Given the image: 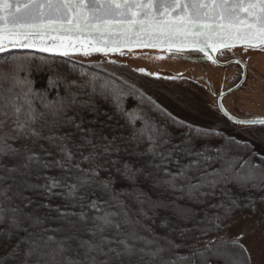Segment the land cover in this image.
Segmentation results:
<instances>
[{
    "label": "snow or ice",
    "instance_id": "obj_1",
    "mask_svg": "<svg viewBox=\"0 0 264 264\" xmlns=\"http://www.w3.org/2000/svg\"><path fill=\"white\" fill-rule=\"evenodd\" d=\"M68 36L102 45L81 42L86 56L124 55L122 46L132 44L170 50L179 44L174 57L188 46L207 56L217 41L225 49L239 42L245 51H264V0H0V53L46 45L40 50L68 57L81 51L57 39ZM45 68L48 88L38 90L31 75ZM50 91L57 92L52 99ZM133 94L139 104L128 110L125 100ZM98 99L110 105L112 115L100 111ZM219 110L236 124L264 125V117L230 116L222 103ZM152 112L186 127L184 139L172 143ZM101 116L123 118L130 133H118L123 126L102 122ZM213 137L221 143L196 146L197 140ZM39 140L48 147L40 144L37 151ZM18 141L31 145L17 147ZM6 159L14 163L9 166ZM53 168L61 175H43ZM34 175L44 182L33 183ZM119 180L127 187L118 189ZM143 181L150 182L154 195ZM25 192L47 199L41 206L64 220L70 234L50 235L64 229H51L50 217L26 211L33 198ZM255 192H264V136L257 146L177 121L127 80L92 75L77 82L28 57L0 60V246L7 248L0 264H252L249 249L240 243L245 234L229 238L228 222L241 208L256 212L257 203L264 206V196L254 197ZM54 197L65 203L53 207ZM81 226L87 239L77 235ZM73 251L75 256L69 255Z\"/></svg>",
    "mask_w": 264,
    "mask_h": 264
},
{
    "label": "rangeland",
    "instance_id": "obj_2",
    "mask_svg": "<svg viewBox=\"0 0 264 264\" xmlns=\"http://www.w3.org/2000/svg\"><path fill=\"white\" fill-rule=\"evenodd\" d=\"M230 55L242 58L247 64L249 73L243 86L225 97V106L240 119L264 117V51L253 49L245 51V48H234L230 50ZM83 59L89 61L111 59L126 63L135 71L143 68L145 72L157 73L160 82L149 80L147 77H139L140 81L137 83L134 80V83H137L136 85L150 94L157 103L174 110L180 116L186 110H205L202 102L210 103L212 99L206 94L202 95L201 90L203 89L200 87L191 84L186 85L185 80L180 75H176L175 72L187 67L195 75H203L212 85L214 91H220L224 85H227L234 72V69L228 66L220 67L215 64L187 62L162 54L132 53L111 55L106 58L90 55ZM176 61H181L186 65H181ZM167 77H175V79H166ZM196 117L203 121L201 116ZM212 128L227 136H233L237 140L247 141L257 146L260 145V138L264 136V125H240L222 119L220 124L212 126ZM255 206L257 208V204ZM228 223L230 225L228 229L229 238L244 233V238L240 243L249 249L252 264H264V213L258 208L256 212H252L251 209L248 212L239 211Z\"/></svg>",
    "mask_w": 264,
    "mask_h": 264
},
{
    "label": "trees",
    "instance_id": "obj_3",
    "mask_svg": "<svg viewBox=\"0 0 264 264\" xmlns=\"http://www.w3.org/2000/svg\"><path fill=\"white\" fill-rule=\"evenodd\" d=\"M12 57H28L31 60H34L35 63H37V64H39L41 62H44L45 65L51 64L54 67H58L61 72L66 73L68 75L69 79L75 80L77 82H81L82 79H86L87 77H90L92 75H97L99 77H104V78H116L118 80V82H121L122 80H127L129 82V84H135L134 80L138 83V81H140L139 77H144V78L147 77V78H149V80L160 82V80H157L156 78L147 76V74H145V73H140L138 71H135L134 69H132L129 66L124 65L120 62H117L116 64H110L107 62L108 60H99V61L93 62V61H88V60L82 59L80 57H53V56H46V55H41V54H36V53H26V52H5L3 54H0V60L11 59ZM82 73H86L87 76L82 77L81 76ZM113 74H115L114 77H113ZM31 78L33 80L34 88H36L38 90H44V89L48 88L49 72L47 71L46 68L44 71H41V72L34 71L31 75ZM136 86L138 89L142 90L147 95H150L147 92H145L140 86H138V85H136ZM47 95H48V99H52L57 95V92L56 91H50L47 93ZM97 103H98V106H99V109L101 112H108L109 115H112V110H111V107L108 103H105L103 100H99V99H98ZM138 104H139V100L135 94L128 96L125 100V107L128 110H132V109L136 108V106ZM159 105L162 108L166 109L168 112L172 113V116L175 117V119L177 121H184L185 124L190 123L186 119L181 118L180 115H177V113L174 110L167 108V107H164L161 104H159ZM37 106L39 107V102H37ZM150 114L153 116V118L158 123L166 125L168 132L171 134L172 143H179L182 139H184L183 133L188 131V129L186 127L181 126L180 124L175 123L172 120L167 119L165 116H163L159 113L152 112ZM89 118H91V116H89ZM100 120L102 122H105V121H107V118L104 116H101ZM107 123L111 124L112 126L122 125L123 128L118 127L117 132L118 133L122 132L123 135H125V136H127L131 131V129L125 124V121L123 120V118H121L119 116H113L112 121H107ZM196 126H198V125H196ZM37 127H39V125H37ZM97 127H99V125H97ZM137 127H139V124L137 125ZM198 127H200V126H198ZM201 128L210 129V128H206V127H201ZM211 129H213V128H211ZM108 131H109V129H105V132H108ZM47 134H48L47 130H45L44 135H47ZM225 136H227V135H225ZM238 141H240V140H238ZM205 142H207L209 144V146H216V145H219L221 143V139L219 137H213V138L207 139L206 141L205 140H197L196 146L200 147ZM21 143H29L31 145V141H18V142H15V146L19 147ZM40 144H44L45 148L48 147V144L46 141L39 140V141H37V143L35 145V148L37 151H39V145ZM240 151L243 152V149H241ZM41 155H43V153H41ZM245 157H246V155H245ZM56 158H58V157H56ZM4 162L9 164V166H11V164L14 163V161L7 160V159ZM180 162L186 163L187 161L184 159H181ZM253 162L257 163V164L260 163L259 159L258 158L256 159V157L253 158ZM141 163H144V161L141 160ZM171 167H172V170H175V165H172ZM43 175L59 176V175H61V172L59 169L53 168V169L44 170ZM30 179L32 180L33 183H43L44 182L42 177L40 180H37L35 175L33 177H31ZM9 183H11V181H9ZM141 186L146 191H149L150 195H154V193H152V191L150 190V182L149 181H143ZM116 187L118 189L119 188H125V187H127V184H126V182L119 180L116 184ZM263 193L264 192H255V193H253V196L258 198L260 196H264ZM25 195L26 196H32V198H33V203L26 208V211L32 212V213L39 215V216H42V217H44V216L50 217L46 221V226L51 228V229H56V228L64 229V231H61V232H56V233L50 232L49 233L50 235H56L57 238H60L63 235L70 234V230H68L67 224L64 222V220L56 218L57 214L55 212H50L48 209L41 206L43 204L49 203V201L47 199H44L43 197L38 196V195L31 193V192H25ZM237 195H240L242 197L243 195H246V194L237 193ZM104 199H107V197H104ZM17 203H19V201H17ZM50 203L53 207H55L57 205H63L65 203V201L60 197H54L50 201ZM257 208L259 211L264 213V206L257 203ZM249 209L250 208H241V209L237 210L235 212V214L239 211L248 212ZM68 210L69 211H79L80 209L79 208H71ZM72 219H75V217H73ZM157 231H160V229H157ZM77 235L80 236L81 238H84V239L88 238V234L83 232L82 226H81V231L78 232ZM71 243H72V248L75 249L76 248V241L74 240ZM6 252H7V248L4 246H0V255H4ZM69 255L75 256V251L70 252Z\"/></svg>",
    "mask_w": 264,
    "mask_h": 264
},
{
    "label": "flooded vegetation",
    "instance_id": "obj_4",
    "mask_svg": "<svg viewBox=\"0 0 264 264\" xmlns=\"http://www.w3.org/2000/svg\"><path fill=\"white\" fill-rule=\"evenodd\" d=\"M230 50L231 49H225V50H222V51L218 52V54L216 56L217 60L222 62V63H226V62H229V61H232V60H236V59H239V60L243 61L242 58L232 57L230 55ZM221 52L224 53L223 56H220ZM184 55H186L188 57H192V58H201V57H203L200 53H197V52H189V53H185ZM176 60H177V58H176ZM176 62H178V63H180L181 65H184V66L186 65V63H183L181 61H176ZM188 62H194V61H188ZM198 63L215 64V63H212V62H209V61H204V60L203 61H199ZM215 65H217V64H215ZM217 66H219V65H217ZM226 66L233 68L234 72L232 74L231 79L228 81L227 85H224L223 88L220 91H214L213 90V92L215 94H212L210 92V90H209V88L207 86V83L204 81L206 78L203 75H201V74L195 75L194 72L192 70H190L189 68H187V67H183L180 71L175 72L176 75H180L185 80L186 85H188V84L190 85L191 84V85H196V86L200 87L201 89H203V90H201V92H202L201 94L202 95L206 94L212 99V101L210 103L201 101L202 105L205 106V110H203V111L202 110H196V111L195 110H191V111L186 110L183 113L182 116L184 117V119H186L187 121L191 122V124H197L200 127L212 128V126L220 124V121L222 119L226 120V118L218 110V106H217L218 97L223 92H226L229 89H231L232 87H234L240 81L242 73L244 72L245 73L244 81L242 82V84L238 88L242 87L244 82H245V80H246V77L248 76V73H249L247 64L245 62L242 65L241 64H236V63H229ZM226 66H220V67H226ZM153 77H155V76H153ZM157 78L160 79L159 76ZM237 89H235V90H237ZM235 90H233V91H235ZM232 92H230V93H232ZM230 93H228V94H230ZM228 94H226V95H224L222 97V103H223L224 107L231 114H233L234 112L231 111L224 104V99H225V97ZM185 113H186V115H184ZM197 114L199 116H201L200 118H202L204 122L201 121L198 117H196V116H198Z\"/></svg>",
    "mask_w": 264,
    "mask_h": 264
},
{
    "label": "water",
    "instance_id": "obj_5",
    "mask_svg": "<svg viewBox=\"0 0 264 264\" xmlns=\"http://www.w3.org/2000/svg\"><path fill=\"white\" fill-rule=\"evenodd\" d=\"M57 39L58 40L59 39H64L65 43L75 44L77 47L81 48V51H79V52L70 51L68 57L71 56V57L84 58V57H87V56H90V55H99L100 57L106 58L104 55L98 54V53H94V52L91 53L90 55H87V56L83 54V47H82L81 42L87 43L90 48H91V46L93 44H95L96 47H102V45L96 44L95 41H93L91 38H87V37H84V36H75V37L68 36V37H62V38L61 37H57ZM44 46H46V45H39L35 49L12 48V49L6 50L5 52H26V53H36V54H41V55H46V56H53V57H65V56L61 55L60 52H44V51H41L40 48H42ZM240 47H244V46L241 43L237 42L235 44H232L231 47L228 48V49L240 48ZM179 48H181V45H179V44H176V45L172 46V50H177ZM224 49L225 48H223L221 46V42L217 41L216 45L214 47H209L207 49V56H206L204 53H201V52H198V51H194L191 46H188V47H184V49H183L184 53H187V52H198L201 55H203V57H201V58H192V57H188L186 55H180V56H176L175 58H180V59H184V60H188V61H194V62L203 61V60L204 61L213 62V59H216L217 53L219 51H221V50H224ZM172 50H170L168 45H160L159 47H143V46H140V45L132 44V45L122 46V48H121V52H123L124 54H132V53L162 54V55H167V56L174 57L172 55ZM0 54H3V53H0ZM111 55H121V54L120 53H115V52H110L107 57H109ZM234 61L235 60H232V61H229V62H226V63H222V62L218 61V63H215V64H217L219 66H226L229 63H235ZM244 78H245V73L243 72L240 81L234 87L231 88V91L228 90V91L223 92L222 94H220V96L218 97V100H217L218 109H219V105L222 103V97L224 95L232 92L233 90L237 89L242 84V82L244 81ZM207 84H208L209 89L212 92V88H211L210 84L208 82H207ZM225 110L228 112V114L230 116L237 118L236 116L232 115L226 108H225ZM221 114L223 115V113H221ZM224 117L226 119H228V117H226L225 115H224ZM237 119H240V118H237ZM228 120L231 121L232 123H234L232 120H230V119H228ZM241 120H243V119H241ZM234 124H236V123H234Z\"/></svg>",
    "mask_w": 264,
    "mask_h": 264
}]
</instances>
